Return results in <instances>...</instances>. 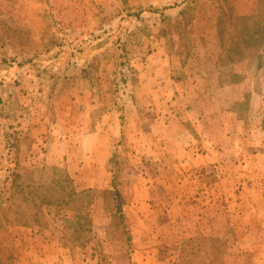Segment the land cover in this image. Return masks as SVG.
Instances as JSON below:
<instances>
[{"label": "rangeland", "instance_id": "obj_1", "mask_svg": "<svg viewBox=\"0 0 264 264\" xmlns=\"http://www.w3.org/2000/svg\"><path fill=\"white\" fill-rule=\"evenodd\" d=\"M261 53L264 0H0V264H264Z\"/></svg>", "mask_w": 264, "mask_h": 264}, {"label": "crops", "instance_id": "obj_2", "mask_svg": "<svg viewBox=\"0 0 264 264\" xmlns=\"http://www.w3.org/2000/svg\"><path fill=\"white\" fill-rule=\"evenodd\" d=\"M263 54H264V53H261V55H263ZM232 69H233V66H231V69H230V70L232 71ZM258 95H260V94H258ZM258 97H259V96H257V94L254 96V98H258ZM259 103H262L261 100H260Z\"/></svg>", "mask_w": 264, "mask_h": 264}]
</instances>
